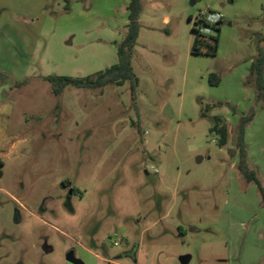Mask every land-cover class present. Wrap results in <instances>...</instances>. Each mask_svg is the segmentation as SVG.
Returning a JSON list of instances; mask_svg holds the SVG:
<instances>
[{"label": "rangeland", "instance_id": "obj_1", "mask_svg": "<svg viewBox=\"0 0 264 264\" xmlns=\"http://www.w3.org/2000/svg\"><path fill=\"white\" fill-rule=\"evenodd\" d=\"M29 2L0 16L33 44L9 101L0 264H264V199L239 173L235 144L252 116L244 140L264 189V102L250 78L264 0H141L135 100L130 82L56 97L44 79L117 64L130 0ZM202 12L223 16L215 57L192 54ZM215 117L229 128L224 147Z\"/></svg>", "mask_w": 264, "mask_h": 264}, {"label": "trees", "instance_id": "obj_2", "mask_svg": "<svg viewBox=\"0 0 264 264\" xmlns=\"http://www.w3.org/2000/svg\"><path fill=\"white\" fill-rule=\"evenodd\" d=\"M264 7V5H263ZM68 10V8H66ZM128 12V25L127 34L123 42L118 46V63L111 68L106 69L96 75L84 77V78H72L66 76H48L45 77V81L51 84L52 92L56 97H60L65 88L73 87L76 89L85 90H100L110 85L117 87L123 86L126 82H130L132 94L134 100L136 99V91L139 86V80L133 72L132 68V55L133 49L140 33V15L142 12L141 0H130L127 8ZM264 18V8H263ZM202 22V20H200ZM206 27H209L211 34H201L197 27L193 29L196 33V39L192 47V54L194 55H206L210 57L217 56L219 49V37L221 32V26L223 22L216 25H208L204 23ZM261 41L264 42V35L261 37ZM251 80L254 81L257 90V98L259 101L264 102V54L259 50L258 58L253 62L251 68ZM249 82V81H248ZM209 83L212 87H217L221 83V79L217 74H211L209 76ZM19 84V86H21ZM214 106V105H213ZM210 107L202 110V118L208 117ZM214 126L211 128V132L215 133L219 137V145L224 147L228 144L230 138V132L228 125L223 123L224 119L220 117L214 118ZM252 121V116L243 117L238 128L235 130L236 134V152L238 155V171L244 177L248 183H254L257 185L262 198L264 199V189L257 177V174L252 170L248 164V155L245 145V127ZM4 162L0 159V180L4 176Z\"/></svg>", "mask_w": 264, "mask_h": 264}, {"label": "crops", "instance_id": "obj_3", "mask_svg": "<svg viewBox=\"0 0 264 264\" xmlns=\"http://www.w3.org/2000/svg\"><path fill=\"white\" fill-rule=\"evenodd\" d=\"M26 5H31L29 0H0V16L9 10L25 13ZM21 34L23 33L19 26L0 18V159L4 162L3 171L7 163L5 159L11 158L16 149V144L10 140L11 135L8 132L14 110L9 101L17 92L13 83L24 81L30 76L33 44L28 38L21 39ZM190 260L191 258L187 259L188 262Z\"/></svg>", "mask_w": 264, "mask_h": 264}, {"label": "built area", "instance_id": "obj_4", "mask_svg": "<svg viewBox=\"0 0 264 264\" xmlns=\"http://www.w3.org/2000/svg\"><path fill=\"white\" fill-rule=\"evenodd\" d=\"M202 22L200 21V25L197 26V30L204 35L211 34V31L209 27H206L204 23H207L208 25H216L223 20V16L219 13L214 12H202L201 18Z\"/></svg>", "mask_w": 264, "mask_h": 264}, {"label": "water", "instance_id": "obj_5", "mask_svg": "<svg viewBox=\"0 0 264 264\" xmlns=\"http://www.w3.org/2000/svg\"><path fill=\"white\" fill-rule=\"evenodd\" d=\"M192 4H195V2L193 1ZM195 27H197V25H195ZM68 262L70 264H83L82 261L75 259L73 256L70 255V257L68 258Z\"/></svg>", "mask_w": 264, "mask_h": 264}]
</instances>
